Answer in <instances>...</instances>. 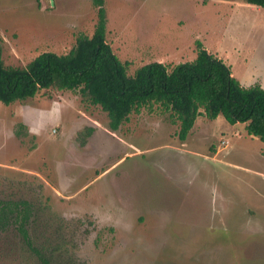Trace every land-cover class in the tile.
Returning a JSON list of instances; mask_svg holds the SVG:
<instances>
[{
	"label": "rangeland",
	"instance_id": "obj_1",
	"mask_svg": "<svg viewBox=\"0 0 264 264\" xmlns=\"http://www.w3.org/2000/svg\"><path fill=\"white\" fill-rule=\"evenodd\" d=\"M105 41L127 61L170 69L199 43L238 83L264 90V7L241 0H102ZM92 0H0V57L24 67L66 53L96 20ZM201 110V109H200ZM77 90L0 102V200L27 201L33 242L56 264H264L262 142L243 123L198 115L183 141L157 105L115 132ZM94 126L79 144L77 133ZM106 130V131H105ZM8 222V221H7ZM50 251V252H51ZM0 264H38L13 224Z\"/></svg>",
	"mask_w": 264,
	"mask_h": 264
},
{
	"label": "trees",
	"instance_id": "obj_2",
	"mask_svg": "<svg viewBox=\"0 0 264 264\" xmlns=\"http://www.w3.org/2000/svg\"><path fill=\"white\" fill-rule=\"evenodd\" d=\"M241 1L264 7V0ZM92 3L96 7L92 33L77 34L66 53L44 51L24 67L4 66L0 57L1 103L24 101L40 89L77 90L88 104L105 113L106 129L110 132L126 122L130 113L157 105L172 122H177L175 134L180 141L185 139L198 115L203 114L209 120L220 115L229 124L243 123L246 134L262 142L264 156V90L257 83L241 86L231 76L229 67L199 43L191 60L176 63L170 69L150 61L127 75L128 62L120 61L105 41L102 0ZM92 131L90 126L79 131L76 135L79 144L83 145ZM30 212L27 201L0 200V231L10 222L22 249L38 264H56L50 250L55 245L45 239L33 242L28 235L26 223Z\"/></svg>",
	"mask_w": 264,
	"mask_h": 264
},
{
	"label": "crops",
	"instance_id": "obj_3",
	"mask_svg": "<svg viewBox=\"0 0 264 264\" xmlns=\"http://www.w3.org/2000/svg\"><path fill=\"white\" fill-rule=\"evenodd\" d=\"M254 83H256V82H254ZM258 84V83H257ZM259 85V84H258ZM92 128H93V131H92V133H97V131H96V129H99V128H96V127H94V126H91ZM106 131V130H105ZM107 132H110V131H107ZM112 133V132H111Z\"/></svg>",
	"mask_w": 264,
	"mask_h": 264
}]
</instances>
